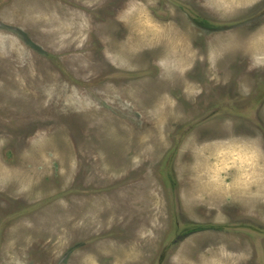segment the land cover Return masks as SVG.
<instances>
[{
    "label": "rangeland",
    "instance_id": "374dc122",
    "mask_svg": "<svg viewBox=\"0 0 264 264\" xmlns=\"http://www.w3.org/2000/svg\"><path fill=\"white\" fill-rule=\"evenodd\" d=\"M264 0H0V264H264Z\"/></svg>",
    "mask_w": 264,
    "mask_h": 264
},
{
    "label": "flooded vegetation",
    "instance_id": "af4514ba",
    "mask_svg": "<svg viewBox=\"0 0 264 264\" xmlns=\"http://www.w3.org/2000/svg\"><path fill=\"white\" fill-rule=\"evenodd\" d=\"M264 8V7H263ZM264 11V10H263ZM262 17H264V12H263V14H262Z\"/></svg>",
    "mask_w": 264,
    "mask_h": 264
}]
</instances>
